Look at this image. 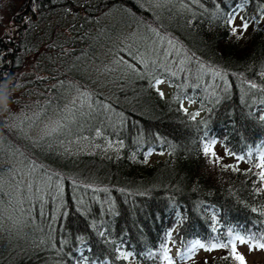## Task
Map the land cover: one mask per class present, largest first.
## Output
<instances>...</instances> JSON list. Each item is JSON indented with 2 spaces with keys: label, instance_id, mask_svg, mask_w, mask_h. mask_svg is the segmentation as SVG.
I'll return each instance as SVG.
<instances>
[{
  "label": "trees",
  "instance_id": "trees-1",
  "mask_svg": "<svg viewBox=\"0 0 264 264\" xmlns=\"http://www.w3.org/2000/svg\"><path fill=\"white\" fill-rule=\"evenodd\" d=\"M4 1L0 264L264 243V0Z\"/></svg>",
  "mask_w": 264,
  "mask_h": 264
},
{
  "label": "rangeland",
  "instance_id": "rangeland-1",
  "mask_svg": "<svg viewBox=\"0 0 264 264\" xmlns=\"http://www.w3.org/2000/svg\"><path fill=\"white\" fill-rule=\"evenodd\" d=\"M9 8L10 7L7 5L6 1L0 0V27H2V23L5 22L7 17H8ZM234 24L237 26H240V27L242 26L241 23H238V19H234ZM210 144L208 145V147H210ZM214 147H216V146L214 145ZM163 155L164 154L162 152L161 153L152 152V154L150 155V160H154V159L158 158L159 156H163ZM226 157L228 160H230L232 162L237 161L231 155H226ZM263 162H264V159H263ZM232 241L235 242V249L244 258L246 264H255L256 262L264 263V249H261V248L256 247V246H250V244L246 240H244V242H241V240L237 239V237H235ZM209 249H210V247H205V248L197 247L190 254L186 252L184 259L175 258L174 260H169L167 263L168 264H180V263H188L191 261L196 262V261H200L201 259L204 260V259H211L214 257L216 258L222 254V247L211 249V250H209ZM171 252L174 256L177 255V251H176L175 246H171Z\"/></svg>",
  "mask_w": 264,
  "mask_h": 264
},
{
  "label": "snow or ice",
  "instance_id": "snow-or-ice-1",
  "mask_svg": "<svg viewBox=\"0 0 264 264\" xmlns=\"http://www.w3.org/2000/svg\"><path fill=\"white\" fill-rule=\"evenodd\" d=\"M244 3H247L248 0H243ZM241 5L240 4H237L236 8L238 9ZM235 12H236V9H233L230 13H226L225 16H226V20L225 22L229 25L233 24L234 22V18H235ZM242 19V28L244 30L247 29L248 27V23H249V20H255L257 19V17H250V18H241ZM237 29L235 27H233V32H236ZM170 55V54H169ZM161 81L157 80L156 83H160ZM252 87H255V85H252ZM161 95H163V93H161ZM2 123V122H0ZM55 131V129L53 130ZM210 151V148L206 145L204 147V152L205 153H208ZM261 167L264 168V163L261 164ZM259 177L262 181H264V171H261L259 173ZM252 239H255V237H251ZM237 239L241 240V242H244L243 238H240V237H237ZM231 245V248H232V251L235 252V243L232 241V240H229V243L228 244H220V243H213L211 244V247L209 250L211 249H215V248H218V247H224V248H228L229 246ZM197 247L199 248H205V245L204 244H201L198 240L197 241H194V242H191V245L190 247L187 246V242H186V247H185V251L187 253H191L193 252ZM259 248L261 249H264V243H260L258 245ZM125 259H127V256L125 255L124 257ZM236 259H238L241 264H244V258L240 255H237L236 256Z\"/></svg>",
  "mask_w": 264,
  "mask_h": 264
},
{
  "label": "bare ground",
  "instance_id": "bare-ground-1",
  "mask_svg": "<svg viewBox=\"0 0 264 264\" xmlns=\"http://www.w3.org/2000/svg\"><path fill=\"white\" fill-rule=\"evenodd\" d=\"M235 243V242H234ZM219 248V247H218ZM228 250V249H227ZM227 250H223L224 252L227 251ZM238 253V251H236ZM220 257V256H219ZM215 258V257H214Z\"/></svg>",
  "mask_w": 264,
  "mask_h": 264
}]
</instances>
